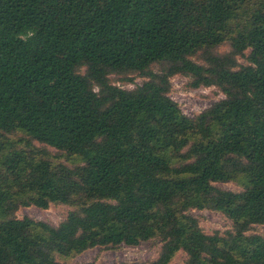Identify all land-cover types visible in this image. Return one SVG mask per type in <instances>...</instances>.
<instances>
[{"label":"trees","instance_id":"obj_1","mask_svg":"<svg viewBox=\"0 0 264 264\" xmlns=\"http://www.w3.org/2000/svg\"><path fill=\"white\" fill-rule=\"evenodd\" d=\"M133 73L146 80L131 90L109 79ZM178 75L224 98L187 117ZM50 205L71 210L16 217ZM192 210L232 229L206 234ZM260 225L264 0H0V264L152 240L156 260L112 264H264Z\"/></svg>","mask_w":264,"mask_h":264},{"label":"rangeland","instance_id":"obj_2","mask_svg":"<svg viewBox=\"0 0 264 264\" xmlns=\"http://www.w3.org/2000/svg\"><path fill=\"white\" fill-rule=\"evenodd\" d=\"M228 50V45H225L219 48L218 52L224 54ZM194 60L198 61L197 58H194ZM239 62L240 64H246L244 59H240ZM109 79L113 85L128 90L141 85L146 80L137 73L127 75L113 74ZM190 82L191 79L188 77L174 76L171 79V90L169 94L170 98L178 104L182 113L187 117L193 118L224 98V95L216 87L192 89L190 88ZM36 146L43 147L38 143H36ZM47 149L51 154H56L54 149ZM214 185L217 188L232 192H240L243 190L236 183H215ZM70 210L71 208L64 205H50L46 210L31 206L20 208L16 213V217L19 219L28 217L37 221L46 222L50 225H58L66 218ZM190 214L198 219L202 230L206 234H212L214 232L223 233L232 229L231 221L222 213L208 210H192ZM250 233L264 236V225L254 226ZM160 248L161 244L157 240L143 242L135 247L120 246L116 249L94 248L75 257L71 261V264H112L120 261L148 263L157 259ZM186 259V255L180 252L170 264H186Z\"/></svg>","mask_w":264,"mask_h":264}]
</instances>
